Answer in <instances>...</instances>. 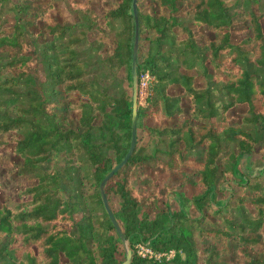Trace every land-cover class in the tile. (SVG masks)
I'll list each match as a JSON object with an SVG mask.
<instances>
[{
    "label": "trees",
    "instance_id": "1",
    "mask_svg": "<svg viewBox=\"0 0 264 264\" xmlns=\"http://www.w3.org/2000/svg\"><path fill=\"white\" fill-rule=\"evenodd\" d=\"M55 1L0 0V7L13 15L11 29L0 32V147L2 135L21 131L19 138L12 137L21 160L16 172L33 180L18 203L0 205V264H120L125 250L98 187L130 143L132 0L106 8L102 23L88 3L71 0L70 6L81 10L80 24L53 14ZM154 1L150 12L137 0L139 36L152 34L146 37L145 52L137 55L138 85L144 74L150 80L143 102L137 104L135 127L150 138L162 137L165 148L162 157L154 156L135 137L126 164L104 186L132 251L129 264H226L220 260L222 249L213 245L223 240L241 264H264V177L239 167L256 145L264 158V9L260 0ZM38 21L43 25L40 34L30 29ZM246 21L251 34L234 43L232 25ZM113 22L118 28L112 52L97 50L112 77L125 69L128 84L116 95L88 77L87 62L77 51L89 31L105 41ZM175 28L184 37L175 38ZM204 28L213 37L202 43L199 31ZM37 35L51 37L38 49L45 82L31 55ZM181 55L197 61L203 84L195 85L193 75L178 70L174 59ZM19 84L28 88L25 104H16L19 94L13 87ZM172 88L180 90L173 93ZM62 92L78 94L68 107L75 119L55 111ZM238 105L245 106L240 117L228 118L227 111ZM174 117L179 125H162ZM137 172L143 184L150 178L157 183L164 172L179 186L197 176L202 191L189 200L175 191L179 208L159 207L155 198L138 190ZM226 182L236 186L230 191L233 204L216 198ZM85 186L93 189L83 193ZM111 195L118 199L116 208ZM184 202L192 204V214ZM147 203L152 217L144 212ZM203 224L211 226L204 233ZM146 242L154 251L174 250L172 258L138 255L135 245ZM256 246L261 249L254 253Z\"/></svg>",
    "mask_w": 264,
    "mask_h": 264
},
{
    "label": "rangeland",
    "instance_id": "2",
    "mask_svg": "<svg viewBox=\"0 0 264 264\" xmlns=\"http://www.w3.org/2000/svg\"><path fill=\"white\" fill-rule=\"evenodd\" d=\"M76 2H86L90 6V8L93 10V12L97 15V18L100 23H102V16L104 13V10L108 7H112L115 5V3L118 0H72ZM71 0H56L54 2V12L53 14H56L59 18L65 19L70 21L71 23L80 24V18H81V10L80 9H74L70 6ZM155 4L154 0H140L139 6L141 8H147L150 10V12H153L154 9L152 6ZM259 5L261 9H264V0L259 1ZM6 7H0V32L5 31L8 32L11 29L12 26V13L7 11L5 9ZM183 9V7H181ZM80 17V18H79ZM82 21V20H81ZM262 26L264 28V19L261 21ZM118 28V23L113 22L111 25V28L108 32V37L105 39V41L99 40V33L96 31H89L86 33V41H84L80 46L77 47V51L79 52V56H81L83 59L87 62L86 69L88 70L89 78H97L103 85L107 86L109 88V91L112 94H118L120 90L127 86L128 82L125 77V69L120 68L117 72V78H114L112 76L111 71L108 69L106 64L102 63L100 61L99 52L97 49H100V52L103 53H111L112 49L114 47V31ZM249 23L246 22H240L238 24L232 25V41L235 43L239 41L241 38L245 37L246 35H250L251 33L248 31ZM30 29L33 33L40 34V30L43 29V25L40 21H38L36 24H33L30 26ZM177 31L175 33L176 36L179 38L184 37V35L181 33V31L177 28H175ZM248 31V32H247ZM201 33V42L210 39L213 37V34L211 32H208L205 28L201 29L199 31ZM152 33L145 32L139 36V46H138V53L137 55H141L145 52L146 46H147V39L148 35ZM50 40V36L42 37L40 35L36 36L37 40V46L32 50L31 55L32 58L39 63V73L40 78L42 82H45V76H46V70L44 65L41 63L42 57L39 55L38 49H40L45 42V40ZM167 44V43H166ZM165 48H168L167 46H164ZM176 49V48H175ZM174 61L176 62V65L178 67V70L181 73L191 74L194 76V83L195 85L200 86L203 84V79L200 75V68L197 61L193 60L188 55H181L175 57ZM59 91L62 90V86L59 85L56 87ZM13 89L16 91L18 98V102L16 104H25L26 103V92L27 87H25L24 84L15 85ZM179 88H172L169 91L170 92H177L179 91ZM138 103H142L144 100V95L146 90H139L138 85ZM142 91V92H141ZM16 95V94H15ZM14 95V96H15ZM138 96V95H137ZM78 98V94L76 92L73 93H60L59 97L57 98L58 103L55 111L60 116H69L71 119H75V114L68 110V107L70 104L76 102ZM217 101H220L219 98ZM183 104H187L188 101L186 98H183L182 101ZM245 109L244 105H238L234 108L227 111L226 116L228 118H238L241 115V112ZM180 120L177 117H174L168 121H163L162 125H179ZM247 128V127H246ZM249 128H251L249 126ZM21 131H18L17 133L9 132L7 134H4L1 136V138L5 141L4 144L0 147V205L3 203L7 204H16L18 203L22 198L21 194L26 185L31 183L33 180L28 177L19 176L16 172L17 167L20 165L21 160L18 157V155L13 151L14 148V139H12L13 136L16 138L20 137ZM136 137H137V145L143 146V148L147 151L149 154H153L157 157H162V154H160V151L165 148V141L161 142L162 137L157 138H150L147 136V134L144 133L143 130L136 129ZM166 140V139H164ZM259 145H256L253 149V153L250 156H244L241 163H240V169L248 174L259 176L260 178L264 177V158L260 159V155L258 153ZM112 156V154H111ZM53 163V159L51 161V164ZM82 175V174H81ZM138 182L136 183V186L139 191L143 193H147L149 196H152L156 199L157 203L156 205L159 207H163L164 204H166L167 207H169L171 210L175 211L179 208V200H176V193L175 191H180V193L187 198L188 200L191 199L196 194H199L202 189L200 185L198 184V177H194L192 182L185 183L182 186L177 185V181L170 182V177L167 173H160L158 175L157 183L152 182V178L148 179L146 183H142L143 179L141 178L140 172H137L136 176ZM142 179V181H141ZM84 181V180H83ZM159 186V187H158ZM171 186V187H170ZM174 188V189H173ZM221 190H218L216 193L217 200H227L230 201L231 204L234 202L230 200L231 192L232 190H236V186L233 183L222 184ZM92 187L85 186L83 188V193H88L92 190ZM231 191V192H230ZM76 193V192H74ZM233 193V192H232ZM151 199V198H150ZM109 201L112 202L113 207H117L118 199L116 196H110ZM85 204V202H83ZM186 211L189 213H193V207L190 202H184ZM212 209H214L212 207ZM152 205L147 203L144 206V212H146L150 217H152ZM84 209H80L79 212L75 215V218H79L83 212ZM208 219L215 224H218V221L210 214H207ZM210 225H202L204 233V228H210ZM112 234H114L113 231H111ZM116 235V234H114ZM203 235V234H202ZM142 244V243H141ZM140 243H137L135 245V252L138 255L147 257L145 252L139 247L141 245ZM213 245L218 248L222 249L220 254V260H223L226 264H235V263H242L241 257H238V255L233 252L230 248V244L228 241L223 240L222 243L217 244L215 241H213ZM120 246L122 249H124V245L120 242ZM126 246L129 247L128 242H126ZM260 246H256L251 248L252 252L260 251ZM139 251V252H138ZM157 252H164V251H157ZM144 253V254H141Z\"/></svg>",
    "mask_w": 264,
    "mask_h": 264
},
{
    "label": "water",
    "instance_id": "3",
    "mask_svg": "<svg viewBox=\"0 0 264 264\" xmlns=\"http://www.w3.org/2000/svg\"><path fill=\"white\" fill-rule=\"evenodd\" d=\"M131 10L133 14V20H134V37H133V45H132V59H131V88H132V114H131V132H130V143L128 151L126 152L125 156L122 158V160L117 163L101 180L99 183V194L100 199L103 205V208L108 215L114 230L117 234V236L120 239V242L124 245L125 250V260L122 261L120 264H129L131 262L132 258V251L130 247L126 246L127 240L125 239L122 229L118 223V221L115 219L113 212L111 210V207L109 205L107 196L104 192V186L106 182L112 177V175L117 172L120 168H122L127 160L129 159L130 155L133 152L134 146H135V137H136V112H137V104H138V80H137V53H138V46H139V33H138V15H137V0L131 1Z\"/></svg>",
    "mask_w": 264,
    "mask_h": 264
},
{
    "label": "built area",
    "instance_id": "4",
    "mask_svg": "<svg viewBox=\"0 0 264 264\" xmlns=\"http://www.w3.org/2000/svg\"><path fill=\"white\" fill-rule=\"evenodd\" d=\"M149 80H150V76H148L147 74L142 75L139 81V90H146ZM137 97H139V94ZM139 247L145 252L148 258H153L154 260H158V261H161L163 259L166 261L170 260V258H172L174 254V250H169V251H164V252L154 251L150 248V245L148 242L142 243L141 245H139ZM141 254H144V253H141Z\"/></svg>",
    "mask_w": 264,
    "mask_h": 264
}]
</instances>
